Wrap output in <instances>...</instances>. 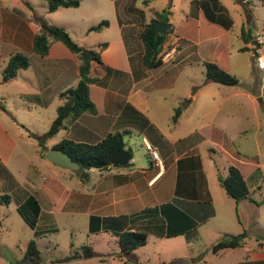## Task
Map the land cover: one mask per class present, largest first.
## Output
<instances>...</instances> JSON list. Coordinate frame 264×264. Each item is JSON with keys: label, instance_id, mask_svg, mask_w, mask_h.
Wrapping results in <instances>:
<instances>
[{"label": "crops", "instance_id": "1", "mask_svg": "<svg viewBox=\"0 0 264 264\" xmlns=\"http://www.w3.org/2000/svg\"><path fill=\"white\" fill-rule=\"evenodd\" d=\"M31 1L34 0H0V27L5 24H2L4 17L20 19L22 25L26 18L31 26L32 47V38L38 27L29 16ZM84 1L79 0L76 7H58L51 12L47 10L48 14L44 16L53 24L52 13L62 8L78 9L84 5ZM89 1L85 6V16L78 18L83 21L86 18V32L100 33L109 26L106 20L107 26L98 31H89V27L100 22V4L107 5L118 27L109 38H98L89 45L80 44L98 51L100 55V62H91L89 75L94 81L88 84L89 97L96 112H83L67 120V127L48 138L44 145L48 150L63 139L95 144L108 133L119 131L124 133L123 148L129 151L130 161L125 165L99 167L97 183L100 182L91 191L80 187L85 180L76 171L68 174L70 180H75L74 185L44 176L43 182L38 185L28 178L19 181L9 176L12 147H4L7 140L1 136L4 134L5 137L8 132L1 126L0 196L7 197L3 198V202L0 200V206L14 202V208L24 217V214H29L23 210L24 203L29 196H33L39 205V212L33 227L25 221L31 229L26 243L16 241L14 244L20 251L19 257L8 256L3 250L11 247L0 241V264H74V259L82 257H97V260L77 264H127L123 259L113 257V254L120 252L117 238L124 230L147 233L146 242L133 252L136 264H160L177 258H187L191 264H264V214L251 196L252 190L258 188L259 181L264 179V164L259 159L264 151V111L256 104L254 93L260 91H252L246 86L240 88L239 82L236 85L219 83L228 86L229 90L217 94L211 92V85L218 82L205 79L207 62L235 74L227 49L228 35L234 33L238 21L241 35L236 39L243 45L236 53L252 51L254 57H264L256 52L262 44L261 38H247L243 34L252 15L250 13L249 17L244 12L247 6L239 7L234 1V6L229 9L220 0H192L187 12L178 9L183 16L173 27L170 23V16L176 8L173 0H166L164 5L161 0ZM260 1L264 6V0ZM236 4L239 8L235 7ZM3 9L7 13H3L1 18ZM164 9L169 12H164L163 16L168 18L164 22L171 24L169 29L172 31L165 34L158 57L166 51H170V57L162 59L156 67H147L142 59L144 46L140 32L155 18V11ZM236 15L239 19H236ZM55 25L67 28L64 23ZM39 58L43 59L40 63L45 66L42 74L60 80L53 93L61 100L56 109L63 102L60 93L74 87L79 80V60L59 41H52L48 53ZM254 61L257 64L255 58ZM192 62L201 67L198 70L200 76L191 75ZM43 90L46 87L32 94L36 102L46 103L47 97H39ZM19 93L25 94L23 91ZM176 108L180 112L173 121ZM55 117L49 118L48 128ZM61 132L64 133L61 139L52 141ZM21 135L24 137V134ZM240 137L244 142L236 146L234 140ZM137 142L144 149L141 156L133 153ZM147 144L158 152L159 166L151 159ZM36 145V153L44 157L41 153L46 150H42L38 143ZM255 156L258 159H251ZM230 165L236 166L246 180L249 190L247 198L235 201L221 187L218 177H225ZM51 171L58 175L55 170ZM9 177L13 179L11 187H7L11 194L3 191ZM42 200L47 203L45 207ZM62 213L69 216L85 213L88 233H109L114 238L117 250L91 251L92 255H84L88 254V247H82L81 251L72 249L60 257L52 253L43 256L39 240L57 231L56 215ZM92 215L99 216L101 220L100 230L95 233L89 231ZM242 231H246L247 235L239 246L216 252L210 249L223 235ZM31 239L35 241L38 255L25 258L24 253ZM44 248H48L47 245ZM202 249L206 250L204 255L195 254ZM68 256V260L62 259Z\"/></svg>", "mask_w": 264, "mask_h": 264}, {"label": "rangeland", "instance_id": "2", "mask_svg": "<svg viewBox=\"0 0 264 264\" xmlns=\"http://www.w3.org/2000/svg\"><path fill=\"white\" fill-rule=\"evenodd\" d=\"M161 1L162 5L167 3L166 0ZM191 1L192 0H173V4L176 7L172 11V16H170V23L173 27L176 25L179 18L183 16V12H187ZM234 1L239 4V7H242L244 4L247 8L252 9L250 24H247V26L245 24L246 27L244 31L247 32L249 29L251 36H254L253 38H261L262 44L259 49H256V52L264 55V6L261 4L260 0H240V2H237V0H220V2L225 6L227 5L229 9L231 6H234ZM247 1L250 3H246ZM32 3V8L29 9V16L33 19L36 16L42 18L46 22L52 23L47 16H44L48 14L46 9L47 0H34ZM89 3V0H85L82 3L84 5H81L78 9L62 8L52 13L53 15L50 16L54 18L55 23L53 24L64 23L71 38L81 45H89L97 41L98 38H100V40L102 38H109L112 34L116 33L118 28L108 11L107 5L100 4V21L107 20L109 26L104 27L100 33L86 32L85 27H87L86 25L88 23L86 18L84 21L78 18L80 16H85L87 11L85 9ZM235 7L239 8L237 4ZM178 9L183 10V12H179ZM5 12L4 9L1 10V18ZM56 16H60V18L58 19ZM235 17L239 19L237 15ZM23 20L25 22L24 25H22L20 19L13 20L4 17L2 24H5L0 27V128L1 126L5 127L8 132V135L5 137L4 134L1 136L2 139L7 140L4 142V147L7 149L8 147H12L8 164L11 168L9 176L11 175L19 181L23 178H28L36 185L43 182V176L55 177L67 185H74L75 180H70L68 178L69 172H73V170L62 169L53 163H47V159L38 155L35 151L37 147L36 139L33 136L29 137V134L39 135L44 133L48 129L49 118L56 116L55 107L61 100L58 96L55 97L53 93L55 88L60 84V80L52 75H47L46 77L42 74V70L45 66L40 62L43 59L39 58V55H35L33 52L31 47V26L27 24L28 20L26 18ZM62 20L65 22H58ZM171 31L172 29L169 32ZM239 35H241V26L238 21L237 25L234 27V33L228 35L230 39L229 48L227 50L230 52L229 59L232 71H234V76L239 82L238 87L241 88L246 86L252 91H260L259 93L254 92L256 95V104L264 111V70L259 69L257 64H255L254 58L256 57H254L252 51L236 53V50L243 45L241 41L236 39L239 38ZM16 52L26 55L29 58L30 66L26 69H19L13 80L3 82L1 79L2 70L7 63V58L9 55ZM197 66L199 65H196V62H192L191 75L200 76L198 70H200L201 67ZM42 87H46V90L39 93V97H44V99L47 97L46 103L42 101L36 102L32 98V94L38 93ZM211 88V92L217 94L221 92L225 93L229 90L228 86L219 83H212ZM20 91L25 92V94L19 93ZM21 134H24V137H22ZM62 134L64 133L61 132L59 136L52 138V141H59ZM242 142H244L242 137L234 140L236 146H241ZM1 144L0 142V145ZM140 145L141 144L137 142V145L133 147V153L137 152L135 153L136 156L144 154V149ZM251 159L256 160L258 158L255 156ZM259 159L264 164V151L263 156H259ZM30 161H33V163ZM51 169L58 172V175L55 176ZM262 171L264 173V166ZM83 172L86 174V177L81 175ZM80 176L85 180L80 187L88 188L89 191L95 186L97 187L100 182L99 180L97 183L100 177L98 168H91L88 172L81 171ZM7 178L8 177H6V179ZM9 179L3 191L11 194L7 191V187H11L13 179L10 177ZM1 181L2 177L0 175V182ZM1 191L0 184V193ZM251 196L260 205L259 211L264 214V179L259 181L258 188L255 187L252 190ZM42 205L45 207L47 203L42 200ZM14 207V202L0 206V241L2 240L11 247L9 250H3L11 258L20 256L19 249L14 246L15 242L20 241L21 243H26L29 239L28 234H31L29 233L31 229L27 226L24 217L20 216ZM56 221L59 226L57 231L50 232L39 240V247L43 256L52 253L60 257L69 250L73 251L72 249L81 251L82 247H88L86 251L90 252H106L115 249L114 238L109 233H98L96 235L88 233L87 215L85 213H78L73 216L62 213L61 215H56ZM262 235H264V229ZM46 245L48 248H44ZM1 247L2 246H0V248ZM205 252L206 250L202 249L199 252H195V254L199 255L198 253H200L202 256ZM183 259L188 261L187 258ZM86 260L95 261L97 257H91L89 259L82 257L81 259H74L72 262L77 264L85 262ZM188 264L191 263L189 262Z\"/></svg>", "mask_w": 264, "mask_h": 264}, {"label": "trees", "instance_id": "3", "mask_svg": "<svg viewBox=\"0 0 264 264\" xmlns=\"http://www.w3.org/2000/svg\"><path fill=\"white\" fill-rule=\"evenodd\" d=\"M237 2H240V0H237ZM78 4L79 0H47V10L51 12L58 7H76ZM164 12L167 13L168 9L155 11V18H152L140 32V38L144 46L142 59L147 67H156L161 64V59L158 57V53L164 42L165 34L168 33L170 29L164 34H159L154 30L153 25L154 21L157 19L168 21V18L163 16ZM244 12L250 17L251 8H247ZM34 20L36 21L38 30L32 38V49L36 54L39 56H45L49 51L50 43L52 41H59L66 46L70 52L75 53L79 60V80L74 87L67 88L60 93L63 102L57 106L56 117L50 124L48 130L42 135L30 134L37 140L41 149L46 150L47 147L44 145L45 141L55 135L60 129L66 128L67 120L74 119L83 112H96L95 105L91 101L88 93V84L94 81V79L90 77L89 72L91 62H100L101 60L98 51L85 48L78 44L71 38L69 32L64 27L51 24L36 16L34 17ZM107 25L108 22L102 20L98 24L89 27V31H98ZM243 34L246 35L247 38L251 37L250 32L243 31ZM29 64L30 61L26 55L18 52L11 54L2 70V81L7 82L13 79L19 69H26ZM205 67L206 80L226 85L238 84V80L234 75L226 72L216 64L207 62L205 63ZM179 112L180 109L176 108L172 117L173 121L177 119ZM123 135V132H111L95 144L63 139L59 143L53 145V148L64 150L71 159L79 165V169L76 172L80 173L81 171L90 169L93 167V164L96 163L102 164L103 168L111 166V154L117 149L125 146ZM218 180L225 193L235 201L248 197L249 190L246 180L236 166L230 165L228 167L227 175L225 177L219 176ZM5 197L7 196H0V200L3 202V198ZM23 210H27V213L29 214H24ZM23 210L21 211L20 209V213H22V215L24 214V219L28 225L33 227L39 212V205L33 196H29L26 199ZM100 224L101 220L99 216H90L89 231L91 233L98 232L100 230ZM246 235V231H242L238 234H225L220 240L214 243L210 249L213 252H216L222 248L239 246ZM146 239L147 233L145 231L124 230L120 232L117 238L120 252L113 254V257L123 259L127 264H136L133 252L136 248L143 245L146 242ZM83 249H86V247H83ZM36 255H38V250L35 241L31 239L28 242L24 257L29 258L35 257ZM189 262V259L186 261V259L177 258L170 262H162L160 264H188Z\"/></svg>", "mask_w": 264, "mask_h": 264}, {"label": "water", "instance_id": "4", "mask_svg": "<svg viewBox=\"0 0 264 264\" xmlns=\"http://www.w3.org/2000/svg\"><path fill=\"white\" fill-rule=\"evenodd\" d=\"M154 30L159 34H164L171 26L169 22H164L161 20L154 21ZM47 160L52 162L53 164L60 166L62 168L70 169L76 171L79 169V165L71 159V157L64 151L58 148H50L45 152L41 153ZM130 161V153L125 148H120L114 151L110 156V163L118 166L125 165ZM102 164L96 163L93 164V167L99 168ZM82 176L86 175L84 172L81 174ZM88 254L84 255H92L90 251H86ZM70 256L63 258V260H68Z\"/></svg>", "mask_w": 264, "mask_h": 264}, {"label": "built area", "instance_id": "5", "mask_svg": "<svg viewBox=\"0 0 264 264\" xmlns=\"http://www.w3.org/2000/svg\"><path fill=\"white\" fill-rule=\"evenodd\" d=\"M169 57H170V51H166L164 52V54L160 56V59L161 60L167 59ZM255 60L259 67L264 68V57L262 55L256 56ZM146 149L148 150L151 159L155 162L156 165L159 166L161 164V161H160L158 152L148 144L146 145Z\"/></svg>", "mask_w": 264, "mask_h": 264}]
</instances>
